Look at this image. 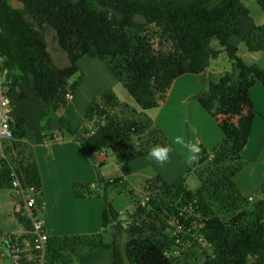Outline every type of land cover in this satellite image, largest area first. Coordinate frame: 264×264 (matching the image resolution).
<instances>
[{
	"label": "trees",
	"instance_id": "1",
	"mask_svg": "<svg viewBox=\"0 0 264 264\" xmlns=\"http://www.w3.org/2000/svg\"><path fill=\"white\" fill-rule=\"evenodd\" d=\"M15 1L19 7L0 0V69L11 82L10 92L17 90L20 98L24 90L32 93L45 114L57 118L60 130L76 140L90 160L101 149H110L121 175L105 179L98 163L94 182L72 183L75 198L103 200L101 229L47 235L42 262L33 248L37 235L31 218L13 213L22 232L5 235L3 244L21 249L28 242L31 249L20 252L17 260L10 258L11 264H75L86 250H111L108 264H124V260L178 264L171 250L185 239L205 243L200 264H264V183L252 198L244 196L234 181L244 165L241 152L255 117L249 90L257 81L264 90V67L246 63L230 41L238 37L248 52L264 51V21L257 24L243 0ZM255 1L264 14V0ZM47 31L66 55L63 66L55 63L47 48ZM213 39L232 61L233 70L208 79L194 98L216 121L223 137L210 153L200 144L201 156L189 169L198 187L188 189L184 176L167 183L155 175L142 186L148 197L144 205L135 199L134 189H128L134 202L124 219L109 199V188L126 182L133 159L148 154L154 144L168 143L144 111L165 99L177 77L207 70L219 53L211 45ZM83 55L103 60L141 111L121 101L110 88L88 103L82 125L72 129L59 112L69 101L67 94H73L77 80L69 79L77 73L76 62ZM12 133L0 154V189L16 196L14 173L26 195L35 199L33 214L41 218V176L23 117L13 118ZM174 222L181 224L180 230ZM107 227L112 230L110 241L102 237Z\"/></svg>",
	"mask_w": 264,
	"mask_h": 264
},
{
	"label": "crops",
	"instance_id": "2",
	"mask_svg": "<svg viewBox=\"0 0 264 264\" xmlns=\"http://www.w3.org/2000/svg\"><path fill=\"white\" fill-rule=\"evenodd\" d=\"M243 2L249 9L255 22L261 24L264 21V14L256 1L243 0ZM10 3L14 7H19V4H15L17 2L13 4L10 0ZM230 41L236 45L239 55L246 50L244 43L239 38L231 37ZM249 54L250 59L247 60V63H258L264 67V51ZM207 71L208 69L205 72ZM200 75L203 74H183L177 77L169 87L165 99L157 107L145 111L152 118L153 124L163 132L167 140H169V143L175 136L183 135L189 141H195L202 144L205 148H211L223 137L215 121L194 99V95L205 84L204 78ZM111 84L112 87L110 88L116 96L119 99H123H120L121 101L128 102L127 100L129 98L124 94V91L117 88L121 83L115 77ZM253 87H256V84ZM252 89L250 88L249 91L255 108V117L247 143L242 149V152L245 154L248 152L247 148L251 146L252 142L258 148L264 145L262 141L264 138V124L262 123V120H264V107L262 109L258 105L262 102V95L258 92V89H255L254 93ZM28 95H30L29 91L24 90V98L21 97L19 99L20 101H15V97H19V94L17 90L12 91V105L10 110L12 118L18 116L23 117L27 124L36 118V116L32 115L33 112L41 117L43 109L38 107L36 102H33L32 107L27 106L24 100L31 99ZM255 98L259 100L258 104ZM75 99V95L72 94L69 100L75 104ZM60 111L61 113L66 112L64 108ZM51 127H53L52 130L46 129L48 130L46 132L53 134L51 136L52 139L49 136H45V131H42L40 133L42 137L39 134H35V143L32 145L33 158L39 169L42 182L43 207L39 215L44 221L45 232L47 235H71L97 232L101 229L103 200L97 196L75 198L72 194V183L94 182L97 178L96 167L98 163H102L100 173L105 179L120 176V169L113 159L114 156L107 153V149H101L95 153V160L92 161L87 157L76 140L69 137L66 131L60 130L59 124L54 123ZM8 143L9 140H3L1 142L0 154L2 153L3 147ZM182 151L183 149H180L179 146H174V150L169 154V162L163 166L157 164L155 160L150 159L148 154L137 157L130 162L131 172L125 177L126 181L131 186H136L139 183L142 185L143 183L141 182L143 180L145 182L154 175H159L167 183L174 181L188 166L186 165V162H188L187 154L185 152L183 158ZM153 163H155V167ZM180 168L182 169L178 171ZM193 177V174L190 173L185 179L186 187L191 190H194L199 185L196 180H193ZM189 181L193 182V187L188 186ZM15 199L16 197H13L10 190L0 189V233H3V237L0 239L1 245H3L5 235H19L22 232V229H18L14 224L13 215H11ZM123 199L120 197L112 201L118 211H120L122 206L132 208L133 202H125L126 200ZM124 202L125 205H122ZM110 239L103 237L104 241H109ZM5 250L7 251L6 247L0 250V264H5L6 262V259L2 257ZM95 251L99 252L102 250H94L88 254H84L86 251H81L78 256L80 258V255L83 254L86 256L92 255V257H95L94 260L92 259L94 264H107L109 262L110 255L108 252L97 254L98 252ZM6 258L11 262L9 257Z\"/></svg>",
	"mask_w": 264,
	"mask_h": 264
},
{
	"label": "rangeland",
	"instance_id": "3",
	"mask_svg": "<svg viewBox=\"0 0 264 264\" xmlns=\"http://www.w3.org/2000/svg\"><path fill=\"white\" fill-rule=\"evenodd\" d=\"M11 2L14 4L17 1L11 0ZM15 4H19V6H20V3H18V2ZM46 34H47L46 40H47V44H48L47 48L50 51L55 63L58 66L65 65L67 63L66 55L58 47L57 42L53 36V33L47 31ZM236 38H238V37H236ZM211 45L215 49L219 50V53H218L216 58H214L210 61V64L207 68L208 71L201 73L203 75H200V76H202L204 78L205 84L203 83L204 86H201L199 91H201L202 89H204L206 87V83H207L208 79L217 78L222 73H224L226 71H232L233 70L232 61L230 59H228V57L225 55V53L222 50H220L221 47H220L218 41L216 39H213L211 42ZM249 53H252V52H248L245 50L244 52H241L242 57H241V55H239V53H238V55L247 63V60L250 59ZM76 64L78 67V71L69 79L70 82H72L73 80H77V84L73 90V94L75 95V98H76L75 104H73L71 102V100H69L66 103V105L64 106V110H66V112L65 113H61V111L59 112L60 114L64 115V117L68 120V124L72 129H75L78 126L82 125V114H83L86 106L88 105V103L94 98L96 100H99L101 97V94L104 93L105 91L109 90L110 87H112L111 83L115 77L111 73V71L108 69L105 62L98 57H91V56L83 55L77 60ZM195 78H197V77H195ZM255 84H256V87H253ZM255 84H253V86L251 87V88H253L252 92L254 93L255 89H258V92L262 95L261 104H258L259 100H257V98H255V101L263 109V107H264V102H263L264 90L258 81ZM117 88L124 91V94L129 98L127 100L128 102H125V103L129 104L130 107L136 108L137 112H140L141 111L140 108L136 105V103L134 102L132 97L129 95L127 90L122 85H118ZM29 94L30 95H28V97L30 96L29 98H31V99H25L24 103L27 106L32 107L33 102H36L38 107H40L42 109L43 107H41L39 100L32 93L29 92ZM19 99H20V97H15L14 100L20 101ZM121 100H123V99H121ZM32 115L36 116V118H34L32 121H30L27 124L28 131L30 133V142H32V145H34V143H35L34 142L35 134L40 135V133L42 131H45V134H47L49 136L50 132H46V131H48L46 129H49L51 131L53 128L51 126L54 123H57V125L59 124V126H60V123L57 120V118L54 116H51V115H46L43 109H42L41 117L37 116L36 113H34V112L32 113ZM215 123H216V121H215ZM262 123L264 124V120H262ZM40 136L42 137V135H40ZM167 141L169 143V140H167ZM262 141L264 142V138ZM214 146H212L211 148H205L204 146L203 147L210 153L211 149ZM175 147H177V146H175ZM256 147L257 146H255V144L252 142L251 146L249 148H247L248 152L246 154L241 152L244 165L241 168V170L234 177L235 184L239 188L240 192L244 196L252 197V198L256 197L257 195L260 194L259 187L264 183V145L261 148H258V147L256 148ZM180 149H182V148H180ZM107 153L110 155H113L112 151L108 148H107ZM182 154H183V158H184V154H185L184 150L182 151ZM113 159L115 161V158H113ZM153 165L155 167V163H153ZM186 165H188L187 168H185L184 172L182 174H180L181 176H184L185 179L187 176L190 175V173L193 174L192 171L189 170L191 168L192 164L186 162ZM182 168L178 169V171H180ZM180 175H179V177H181ZM193 176H194L193 180L194 181L196 180V182L199 184L197 177L194 174H193ZM179 177L177 176V178H179ZM141 183L144 184L145 183L144 180ZM139 184H136V186L133 185L134 186L133 187L130 185V183H128V181H126L124 183L110 187L108 190L109 199L111 201H113L115 198L118 199L121 197V198H124L123 200H126L125 202H129V201H130V203H131V201L134 202V198H132L130 196V194L128 193V189L133 188L134 194H135V199L140 200L143 196V191H142L143 184L142 185L141 184L139 185ZM188 186L193 187V182L189 181ZM13 197H14V195H13ZM16 201H17V199H15V202ZM15 202H14V204H15ZM125 202L122 203V205H125ZM132 206H133V204H132ZM122 207H121L119 212H120L121 216L122 217L124 216L123 218L126 219L128 216L126 214L130 208H129V206L128 207L126 206L123 208ZM11 213H12L11 215H13V208H12ZM7 219H8V217H7ZM13 220H14V218H13ZM14 222H15L14 224L17 226L18 229H22V227L15 220H14ZM170 234L175 235V232L170 231ZM110 236H112V230L110 227H107L106 231L102 232V237H104V238L107 237L110 239ZM2 237H3V233L2 234L0 233V239ZM124 238H126V237H123V239H122L123 241H124ZM204 244L205 243H203L201 240H199L198 242H195V241H190V240L185 239V241H183V243H179V245L173 247V249L171 250V254H172V256H174L177 259L178 264H200L205 257V254H203V250L206 246ZM0 248L4 249L5 245L4 244L1 245ZM92 251H94V250H92ZM92 251L86 250V253H84V254H88ZM95 252H98V251H95ZM103 252H108V254L110 255L109 256V262H110L112 259L111 250H108V251L102 250V251H99L97 254H103ZM84 254L80 255V258H79V256H77V258L75 260V264H94L93 260L95 259V257L94 256L92 257V255L86 256ZM6 255H8V254H7V251L5 250L3 252V255H2V257H4L6 259L5 264H11L9 259L6 258V257H8ZM124 264H129V263L126 260H124Z\"/></svg>",
	"mask_w": 264,
	"mask_h": 264
},
{
	"label": "built area",
	"instance_id": "4",
	"mask_svg": "<svg viewBox=\"0 0 264 264\" xmlns=\"http://www.w3.org/2000/svg\"><path fill=\"white\" fill-rule=\"evenodd\" d=\"M11 82L6 77L5 70L0 69V144L3 140H10L13 137L12 133V123L13 118L10 115L11 110V92H10ZM71 94H67L70 99ZM13 175L12 186L16 194L17 201L13 206V213H18L21 215H27L32 220L33 232L37 235L36 242L33 248L40 252V258L42 262V257L45 250V242L47 239V234L44 229V221L42 218L37 217L33 214L31 207L33 206L35 199L31 196H27L25 190L21 188L19 181ZM147 194L143 192L142 198L139 200L141 205H144L147 201ZM176 221V220H175ZM176 229L180 230L181 224L174 222ZM31 249V246L26 242L23 248L19 249L17 246L13 245L11 249H7L9 258L14 260L19 259V253L25 252Z\"/></svg>",
	"mask_w": 264,
	"mask_h": 264
},
{
	"label": "clouds",
	"instance_id": "5",
	"mask_svg": "<svg viewBox=\"0 0 264 264\" xmlns=\"http://www.w3.org/2000/svg\"><path fill=\"white\" fill-rule=\"evenodd\" d=\"M174 146L182 148L186 154L188 163H195L201 156V145L195 141H189L183 135L175 136L170 143L167 144H154L148 151V157L153 159L160 166L169 162L170 153L174 150Z\"/></svg>",
	"mask_w": 264,
	"mask_h": 264
}]
</instances>
